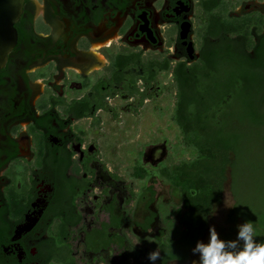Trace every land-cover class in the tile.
Masks as SVG:
<instances>
[{
	"label": "flooded vegetation",
	"instance_id": "flooded-vegetation-1",
	"mask_svg": "<svg viewBox=\"0 0 264 264\" xmlns=\"http://www.w3.org/2000/svg\"><path fill=\"white\" fill-rule=\"evenodd\" d=\"M14 26L0 68V264H62L47 260L61 246L77 264H119L125 254L87 243L100 229L126 236L109 134L169 85L176 98L177 68L241 69L264 95V0H23Z\"/></svg>",
	"mask_w": 264,
	"mask_h": 264
},
{
	"label": "trees",
	"instance_id": "trees-1",
	"mask_svg": "<svg viewBox=\"0 0 264 264\" xmlns=\"http://www.w3.org/2000/svg\"><path fill=\"white\" fill-rule=\"evenodd\" d=\"M164 66L166 64L162 65ZM225 70L221 76L214 78L207 70L203 71L206 74L202 77L197 71L186 73L182 68L176 69L178 92L172 119L191 147L193 155L168 168L167 175L172 184L182 187L185 203L176 216L181 229L180 236L168 242L158 240L155 250H159L161 258L155 264H168L170 261L182 264L190 258L191 250L207 231L209 215L214 205L222 199L228 170L234 203L227 213V221L233 226L238 222H252L256 241L264 243V185L260 184L264 180V115L260 104H257L253 106L252 113L241 119L235 117L228 100L224 101L225 96L230 91L231 97L238 95L236 92L250 86L251 82L241 69ZM240 79L243 80L242 86L237 85ZM233 121L237 122L235 127ZM244 135L249 137H246L247 142L256 146L252 162L244 161L250 166L253 176L250 180V194H246L249 190H245L244 182L238 179L236 171L240 156L236 143ZM147 188L151 194L149 203L154 191L151 186ZM151 219L152 217H148L142 224L143 230L149 227ZM116 222L117 220L115 226ZM97 234L101 241H87L88 247L92 250L107 248L112 260H120L128 248L126 236L107 235L101 229ZM230 234H223L221 240H236ZM240 245L242 247L243 242ZM69 251L68 246H61L57 253L50 252L47 260L54 258L61 260L62 264H77Z\"/></svg>",
	"mask_w": 264,
	"mask_h": 264
},
{
	"label": "rangeland",
	"instance_id": "rangeland-1",
	"mask_svg": "<svg viewBox=\"0 0 264 264\" xmlns=\"http://www.w3.org/2000/svg\"><path fill=\"white\" fill-rule=\"evenodd\" d=\"M224 72L225 69L221 70L220 76ZM248 87L237 91L238 95L228 100L237 119L250 113L257 104H260V110L264 115V95L257 98L249 92ZM173 91V85H169L166 101L160 98L155 105L145 107L138 119L125 115L119 131L114 135L109 134L110 144L105 147L107 157H104L114 176L119 178L124 186L120 189L122 193L119 204L123 218L122 230L129 243L124 258L119 264H150L152 262L148 259V255L155 251L159 239L168 242L180 236L181 229L176 216L177 211L184 206L185 196L181 186L172 184L167 171L173 164L192 157L193 152L172 119L175 102ZM232 124L235 127L237 122L233 121ZM246 137L248 136L244 135V138H239L236 143L240 155L237 159L236 171L239 174L238 179L244 182L245 190H249L246 194H250V180L253 176L250 166L244 161L252 162L251 158L256 146L250 141L247 142ZM227 176L222 199L214 205L209 215L207 231L200 241L205 244L210 240L211 227H215L220 239L225 233H231V237L237 239L239 226L242 225L238 222L233 226L227 221V213L234 203L229 170ZM260 184L263 186L264 180L260 181ZM148 186L154 191L150 203H147L151 197ZM150 211L155 212V220L148 231L143 232L136 222H141ZM107 254L103 251L102 256L106 257ZM194 262L199 264L200 254L192 250L189 260L182 264H194ZM94 264H106V261ZM168 264L181 263L170 261Z\"/></svg>",
	"mask_w": 264,
	"mask_h": 264
},
{
	"label": "clouds",
	"instance_id": "clouds-1",
	"mask_svg": "<svg viewBox=\"0 0 264 264\" xmlns=\"http://www.w3.org/2000/svg\"><path fill=\"white\" fill-rule=\"evenodd\" d=\"M193 252L200 254L199 264H264V243L256 241L252 222L240 225L238 237L233 241L221 240L215 227H211L209 242L207 244L198 242ZM160 258L158 249L148 255L152 264Z\"/></svg>",
	"mask_w": 264,
	"mask_h": 264
},
{
	"label": "water",
	"instance_id": "water-1",
	"mask_svg": "<svg viewBox=\"0 0 264 264\" xmlns=\"http://www.w3.org/2000/svg\"><path fill=\"white\" fill-rule=\"evenodd\" d=\"M23 0H0V68L15 45L17 31L14 26L22 10Z\"/></svg>",
	"mask_w": 264,
	"mask_h": 264
}]
</instances>
